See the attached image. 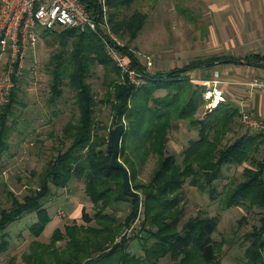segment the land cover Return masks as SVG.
<instances>
[{"label": "trees", "instance_id": "16d2710c", "mask_svg": "<svg viewBox=\"0 0 264 264\" xmlns=\"http://www.w3.org/2000/svg\"><path fill=\"white\" fill-rule=\"evenodd\" d=\"M81 1L98 22L97 31L61 27L41 31L42 39L47 41L50 36L55 47L45 65L50 79L46 102L56 105L64 87H68L73 91L76 116L62 127L57 152L50 155L41 171H33L35 187L22 197L7 190L10 204L7 208L0 206V254L9 247L7 228L11 223L36 213L29 229L33 235H40L51 221L45 206L51 196L66 188L71 180L82 179L95 213L90 216L83 212L86 225H67L66 235L55 229L49 244L34 241L25 256L32 259V264H215L220 261L218 252L223 244L213 237L218 217L200 211L183 220V186L189 179L193 185H200L203 190L208 187L212 193L214 181L224 175L223 167L249 161L250 166L241 173L242 179L226 190L223 202L225 208L263 209L260 224L244 234V259L236 264H264V154L259 160L254 157L263 139L246 131L223 143L226 131L232 130L238 117V109L220 102L206 120L197 118L198 97L205 89L186 75L196 67L220 61L243 60L245 64L263 67L264 56L212 55L181 68L151 73L133 49L117 44L110 35L126 36L128 40L137 37L147 19L146 13L123 11L135 0ZM104 41L126 56L142 83L136 85L129 80L108 55ZM97 66L103 69L105 87L100 99L89 80ZM13 80L8 100L0 107V171L4 154L10 150V117L17 105H25L18 94L20 79ZM162 89L165 93L156 95ZM98 104L107 108L105 119L96 116ZM106 119L125 125L119 156L132 180L128 190L123 187L122 171L110 166L112 149ZM179 120H188L199 136L189 141L178 162L176 155L168 153L167 145L169 131ZM255 141L257 144L253 145ZM150 156L157 160L149 180L136 181L139 168ZM121 203L129 205L124 218L113 212ZM141 205L142 221L138 230L128 236L125 231L139 219ZM65 237L64 248H56L55 241ZM130 246H135L137 252L130 251Z\"/></svg>", "mask_w": 264, "mask_h": 264}, {"label": "rangeland", "instance_id": "374dc122", "mask_svg": "<svg viewBox=\"0 0 264 264\" xmlns=\"http://www.w3.org/2000/svg\"><path fill=\"white\" fill-rule=\"evenodd\" d=\"M207 7L203 3H198V0H135L123 11L127 14L135 10L146 13L147 19L137 37L128 40L126 36L121 37L111 33L110 35L121 46L128 45L133 49L140 62L151 73L181 68L196 59L212 55L230 56L232 54L230 52H212L211 38L214 37H210L209 20L205 17L208 15L205 14L208 12ZM50 40V36L47 41L41 38L35 52L27 58L24 74L19 76L18 94L25 105H17L9 121L13 127L9 136L10 150L4 154L3 166L0 171L1 207L7 208L10 204L6 195L7 190H12L18 197H22L31 187H35L33 171H41L50 155L57 152L56 148L60 146L58 139L61 136L62 127L76 116L73 91L68 87H64V93L56 105H49L46 102L49 96L50 79L45 65L55 48ZM5 62L6 57H0V75L6 67ZM32 67L35 68V71L37 70V75L30 73ZM89 80L97 98H102L105 87L102 84L103 69L101 66L95 68L94 74ZM135 80L136 83L143 82L136 78ZM212 85L213 83L206 84L207 90ZM207 90L202 91L200 98L198 97L195 116L201 120H206L208 113L212 112L220 103L215 102L213 98L207 99L203 94ZM164 93L165 91L162 89L156 92V95ZM221 102L229 103L226 101V97L225 101ZM106 109L104 105L98 104L96 116L99 119H105L108 115ZM241 111H238V117L232 123V130L226 131L222 138L223 143L233 141L246 131L250 135L257 133L260 135L259 139H263L257 131L244 128L240 118ZM205 112L208 113L205 114ZM106 122L107 132H109V127L116 124L109 119H106ZM174 124L175 126L168 134L167 151L176 155L179 162L182 159V151L189 141L197 139L199 134L197 128L191 126L188 120H179ZM263 141L258 144V150L254 154L257 160L261 159L264 154ZM256 144L255 141L253 145ZM119 160L123 163L121 156H119ZM156 160V156H150L146 160L139 168L136 181L147 182L149 180ZM248 166H250V162L245 161L240 165L223 167L224 175L214 181L215 191L212 193L208 187L203 190L200 185V187L193 185L189 179L183 186L185 193L183 220L200 211L218 217L213 237L217 241H222L223 244L218 252L220 261L215 264H236L239 259H244V251L247 246L244 234L253 226L260 224L263 209L256 206L251 208L224 207L223 198L226 190L242 179L241 173ZM130 182L132 183V180ZM84 189V180L73 179L66 188L51 196V201L45 205L51 221L38 236L33 235L29 229L36 220V213L26 214L11 223L7 228L10 235L9 247L0 254V264H32V259L28 257L25 259V256L29 255L30 245L34 241L49 244L55 229H60V234L66 235L65 227L67 225L73 223L86 225L83 212L92 216L96 208ZM128 206L126 203H121L115 206L113 212L119 218H124L129 212ZM142 210L143 206L141 205L139 219L125 231L128 236H132L138 230V225L142 221ZM90 223L94 224L93 221ZM66 241V237L56 240V248H64ZM130 251L137 252V248L130 246Z\"/></svg>", "mask_w": 264, "mask_h": 264}, {"label": "built area", "instance_id": "2783aa9c", "mask_svg": "<svg viewBox=\"0 0 264 264\" xmlns=\"http://www.w3.org/2000/svg\"><path fill=\"white\" fill-rule=\"evenodd\" d=\"M97 26L98 22L81 0H0V57H6V67L0 75V107L8 100L14 86L13 78L24 74L27 58L35 52L43 29L90 28L97 31ZM104 43L110 58L132 83L139 85L135 78L139 81L142 78L130 68L126 56L108 41ZM30 73L37 75V70L32 67ZM218 82V74L215 73L210 81L214 87L203 94L219 103L225 101V96L215 86ZM245 84L251 89L264 91L262 77L251 78ZM240 113L244 128L257 131L264 139V117H254L245 110Z\"/></svg>", "mask_w": 264, "mask_h": 264}, {"label": "crops", "instance_id": "0c3cea01", "mask_svg": "<svg viewBox=\"0 0 264 264\" xmlns=\"http://www.w3.org/2000/svg\"><path fill=\"white\" fill-rule=\"evenodd\" d=\"M198 3L208 6L205 17L209 20L210 37H214L211 38L212 52H230L236 58L249 54L264 56V0H198ZM215 73L219 80L215 86L222 90L227 102L238 111L264 117V91L245 84L254 77L264 78V66H251L243 60L220 62L196 67L186 75L195 85L207 90L206 84Z\"/></svg>", "mask_w": 264, "mask_h": 264}, {"label": "water", "instance_id": "95a60500", "mask_svg": "<svg viewBox=\"0 0 264 264\" xmlns=\"http://www.w3.org/2000/svg\"><path fill=\"white\" fill-rule=\"evenodd\" d=\"M124 131H125V125L123 123L116 124L115 126L111 125L109 127V137H110V144L112 149V155L110 157V166L122 171L123 187L124 189L128 190L131 188L129 172L127 167L119 160L121 137Z\"/></svg>", "mask_w": 264, "mask_h": 264}]
</instances>
